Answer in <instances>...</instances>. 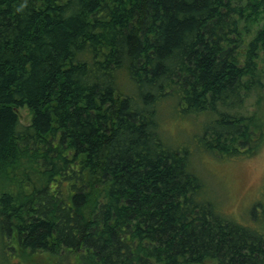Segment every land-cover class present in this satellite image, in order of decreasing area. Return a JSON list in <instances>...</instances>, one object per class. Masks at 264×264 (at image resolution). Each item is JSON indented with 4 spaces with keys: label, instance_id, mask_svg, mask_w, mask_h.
Instances as JSON below:
<instances>
[{
    "label": "trees",
    "instance_id": "trees-1",
    "mask_svg": "<svg viewBox=\"0 0 264 264\" xmlns=\"http://www.w3.org/2000/svg\"><path fill=\"white\" fill-rule=\"evenodd\" d=\"M242 1L0 0V226L20 254L264 264L262 206L236 220L192 167L264 143V0Z\"/></svg>",
    "mask_w": 264,
    "mask_h": 264
},
{
    "label": "rangeland",
    "instance_id": "rangeland-1",
    "mask_svg": "<svg viewBox=\"0 0 264 264\" xmlns=\"http://www.w3.org/2000/svg\"><path fill=\"white\" fill-rule=\"evenodd\" d=\"M258 17L259 22L252 27L262 22V13ZM253 99V94L246 98L242 111L249 110ZM165 108L162 114V120L165 121L163 133L170 139L186 137L193 120L180 117L174 109ZM16 112L21 123L29 122L31 114L26 107H19ZM192 164L204 179L210 197L217 200L225 213L246 224H261L251 213L259 210V205L264 209V143L254 153L238 158H222L212 153L197 152ZM4 233L0 226V264H72L70 253L57 256L45 252L22 255L17 250L18 244H11Z\"/></svg>",
    "mask_w": 264,
    "mask_h": 264
}]
</instances>
